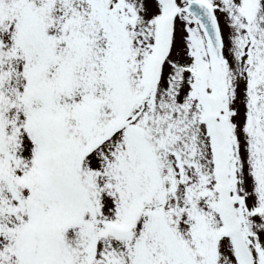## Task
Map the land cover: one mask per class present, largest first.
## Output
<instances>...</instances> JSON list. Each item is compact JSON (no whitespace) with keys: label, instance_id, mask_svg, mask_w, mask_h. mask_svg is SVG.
<instances>
[{"label":"snow or ice","instance_id":"1","mask_svg":"<svg viewBox=\"0 0 264 264\" xmlns=\"http://www.w3.org/2000/svg\"><path fill=\"white\" fill-rule=\"evenodd\" d=\"M0 264H264V0H0Z\"/></svg>","mask_w":264,"mask_h":264}]
</instances>
